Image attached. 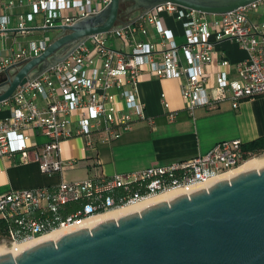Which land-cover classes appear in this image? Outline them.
<instances>
[{"label":"built area","instance_id":"2783aa9c","mask_svg":"<svg viewBox=\"0 0 264 264\" xmlns=\"http://www.w3.org/2000/svg\"><path fill=\"white\" fill-rule=\"evenodd\" d=\"M109 1L0 0V39L6 41L11 34L26 36L33 29L43 32L40 40H29L22 46L15 36L16 47L0 48V73L38 56L48 45L47 33L54 27L93 15ZM36 15L41 16V24L34 28L27 22ZM163 15L179 22L182 42H176L173 33L162 27ZM148 27L155 31V42L147 39ZM222 41L235 42L247 52V58L234 66V79L228 78L229 62L214 57V47ZM213 64L220 70L212 74L209 69ZM143 72L178 80L191 117L197 108L213 110L229 102L237 109L243 100L264 96V0L222 15L166 3L123 28L92 36L65 60L0 103V113L5 114L0 118V160L17 155L21 164L35 162L43 174H61L72 166L71 161L61 158L63 141L80 137L90 150L116 141L135 121L146 118L137 90ZM174 118L175 113L168 114L169 120ZM36 137L43 138L40 145L34 141ZM256 155L244 150L239 140L222 141L204 155L169 166L96 180L61 181L54 188L8 190L0 193V219L14 227H9L7 237L0 236V245L31 241L136 200L207 182ZM133 183L144 185L145 193L133 194L116 206L107 192ZM83 198L88 200L83 207L64 219L20 218L32 209L55 210Z\"/></svg>","mask_w":264,"mask_h":264},{"label":"water","instance_id":"95a60500","mask_svg":"<svg viewBox=\"0 0 264 264\" xmlns=\"http://www.w3.org/2000/svg\"><path fill=\"white\" fill-rule=\"evenodd\" d=\"M258 0H110L99 12L50 30L45 49L0 73V103L65 60L92 36L109 33L166 3L222 15ZM128 3L124 11L121 4ZM122 12L126 21H120ZM0 264H264V166L159 201L89 228L34 244Z\"/></svg>","mask_w":264,"mask_h":264},{"label":"crops","instance_id":"0c3cea01","mask_svg":"<svg viewBox=\"0 0 264 264\" xmlns=\"http://www.w3.org/2000/svg\"><path fill=\"white\" fill-rule=\"evenodd\" d=\"M12 13L16 14L17 10ZM34 18H38L39 22L33 23V19L28 25L37 28L41 24V16ZM14 23L15 17L12 18ZM160 23L173 33L176 42H182L179 22L172 16L163 15ZM35 31L40 30L33 29L26 35ZM147 34L148 41L155 42L152 27H148ZM214 49L215 59L222 57L229 62L228 78L234 79V66L247 58V52L232 41H222ZM219 70L214 64L209 69L212 74ZM137 90L146 118L135 121L131 130L110 144L98 145L95 150L87 149L80 137L63 141L60 144L61 158L71 161L72 166L65 168L61 174H43L35 162L21 164L17 155L1 159L0 193L37 187L54 188L61 181L96 180L135 173L149 167L169 166L204 155L222 141L239 140L244 145L264 137V96L243 100L237 109L232 108L229 102L221 103L213 110L197 108L191 117L181 98L178 80L159 79L143 72ZM170 113H175L173 120L168 119ZM4 115L0 113V118ZM34 141L40 145L43 138L36 137ZM80 207L81 202L68 203L59 209L57 216L64 219ZM43 209H32L23 212L22 216L28 220L49 218L50 214Z\"/></svg>","mask_w":264,"mask_h":264},{"label":"bare ground","instance_id":"6f19581e","mask_svg":"<svg viewBox=\"0 0 264 264\" xmlns=\"http://www.w3.org/2000/svg\"><path fill=\"white\" fill-rule=\"evenodd\" d=\"M263 166H264V154L262 156L247 159L239 167H237L233 170H230V171L224 173L223 175H221L220 177L214 178V179L209 180L207 182L198 183V184L183 187V188L170 189V190H167L165 192L156 194L154 196H150V197H146V198H143L140 200H136L132 203H129L127 205H124V206H121V207H118V208H115L112 210H108L104 213H100L97 215L87 217L84 220H82L78 225L66 226L64 228H60V229L51 231V232H49V233H47V234H45L39 238L31 240V241H27V242H24L21 244H12V245L2 244V245H0V254L10 253L13 256H15L17 253L26 250L27 248L33 246L34 244H37V243L45 241V240H51L52 241L58 237H61L65 233L72 231V230L79 229V228H89L95 224H98V223H101L103 221L110 220V219L117 220L120 217H122L128 213L139 211V210L143 209L144 207H147L153 203H156L159 201H169L178 195L189 194L195 190H198L201 188H207L208 186H210L211 184H213L214 182H216L218 180L230 179V178L236 176L237 174H239L241 172L248 171V170L260 169Z\"/></svg>","mask_w":264,"mask_h":264},{"label":"trees","instance_id":"16d2710c","mask_svg":"<svg viewBox=\"0 0 264 264\" xmlns=\"http://www.w3.org/2000/svg\"><path fill=\"white\" fill-rule=\"evenodd\" d=\"M125 8H126V3H122L121 4V10L124 11ZM121 20L126 21L127 16H125V18L121 19ZM243 148H244V150H246L252 154H260L261 152H264V137L259 138L257 140H254L248 144H244ZM144 193H145L144 185H141L138 183H133V184L129 185L127 188H124V187L116 188L115 190L107 192L108 195H110L114 198L116 206L124 204L125 198H128V197L132 196L133 194L143 195ZM87 201H88L87 199L83 198V199L71 201V202H81V207H80V209H81L83 207L84 203H86ZM90 201H93V200H90ZM71 202H67L63 205H60V206L56 207L55 210H52L50 208H45V209H43V212L49 213L50 214L49 218L58 217L57 214H58L59 209L62 206L66 205L68 203H71ZM80 209H78V210H80ZM20 218L26 219L24 216H20ZM9 227H14V226L12 223L7 222L6 220L0 219V236L1 237H7L8 236Z\"/></svg>","mask_w":264,"mask_h":264},{"label":"rangeland","instance_id":"374dc122","mask_svg":"<svg viewBox=\"0 0 264 264\" xmlns=\"http://www.w3.org/2000/svg\"><path fill=\"white\" fill-rule=\"evenodd\" d=\"M34 19L35 20H34L33 23L39 22L38 18H37V20H36V18H34ZM27 23L30 24L31 22L29 21ZM34 33H36V34H34ZM32 34H34V35H32ZM32 34L31 35H26V36L18 35L17 36V42L20 43L23 46L29 40H40V39L43 38V32L42 31H35ZM47 35L50 36V38H52L54 36V33L49 31L47 33ZM13 37H15V36L14 35H10V37L6 41H4V39H0V48H2V47L5 48L6 47L7 50H8V48H10L11 46L12 47H16V45L13 43ZM2 53L5 54L6 51L3 49ZM263 154H264V152H261L260 154H257L254 157L262 156Z\"/></svg>","mask_w":264,"mask_h":264},{"label":"flooded vegetation","instance_id":"af4514ba","mask_svg":"<svg viewBox=\"0 0 264 264\" xmlns=\"http://www.w3.org/2000/svg\"><path fill=\"white\" fill-rule=\"evenodd\" d=\"M127 5H128V3H126V7H127ZM125 13L124 12H122V14H121V16H120V21H122L121 19H124L125 18ZM124 21V20H123Z\"/></svg>","mask_w":264,"mask_h":264}]
</instances>
